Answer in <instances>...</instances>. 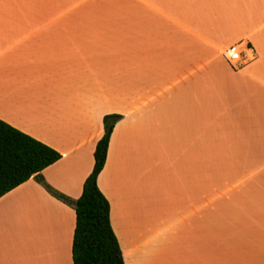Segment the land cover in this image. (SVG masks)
I'll return each mask as SVG.
<instances>
[{"label":"crops","instance_id":"0c3cea01","mask_svg":"<svg viewBox=\"0 0 264 264\" xmlns=\"http://www.w3.org/2000/svg\"><path fill=\"white\" fill-rule=\"evenodd\" d=\"M113 114L125 264H264V0H0V120L61 154L49 186L80 198ZM75 228L31 178L0 198V264H74Z\"/></svg>","mask_w":264,"mask_h":264},{"label":"trees","instance_id":"16d2710c","mask_svg":"<svg viewBox=\"0 0 264 264\" xmlns=\"http://www.w3.org/2000/svg\"><path fill=\"white\" fill-rule=\"evenodd\" d=\"M120 115L104 118V134L96 145L94 167L85 180L78 200L60 194L49 186L42 172L59 161V152L0 120V198L36 179L54 197L74 208L76 228L72 255L74 264H125L122 249L112 228L110 202L98 186L110 140Z\"/></svg>","mask_w":264,"mask_h":264},{"label":"built area","instance_id":"2783aa9c","mask_svg":"<svg viewBox=\"0 0 264 264\" xmlns=\"http://www.w3.org/2000/svg\"><path fill=\"white\" fill-rule=\"evenodd\" d=\"M228 64L235 70H240L255 59V53L250 46L237 44L225 52Z\"/></svg>","mask_w":264,"mask_h":264}]
</instances>
